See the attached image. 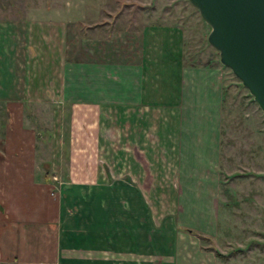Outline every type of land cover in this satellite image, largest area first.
<instances>
[{
    "label": "crops",
    "instance_id": "crops-1",
    "mask_svg": "<svg viewBox=\"0 0 264 264\" xmlns=\"http://www.w3.org/2000/svg\"><path fill=\"white\" fill-rule=\"evenodd\" d=\"M149 27L125 31L123 58L103 60L70 59L57 28L59 46H45L37 70L27 61L20 68L16 41L1 27L0 264H217L211 238L224 65L186 63L178 26ZM107 41L95 40L93 50ZM52 96L92 120V128L80 124L78 152L93 150L90 133L97 149L94 118L122 119V159L109 162V175L79 154L54 189L57 176L34 158L39 132L23 121L30 104L50 111Z\"/></svg>",
    "mask_w": 264,
    "mask_h": 264
},
{
    "label": "rangeland",
    "instance_id": "rangeland-1",
    "mask_svg": "<svg viewBox=\"0 0 264 264\" xmlns=\"http://www.w3.org/2000/svg\"><path fill=\"white\" fill-rule=\"evenodd\" d=\"M172 24L178 26L175 29L184 40L182 56L186 63L206 59L217 62V51L206 41L209 26L188 0H0V34L1 27L7 28L9 40L16 41L19 58L16 63L21 69L25 61L29 70L42 69L47 56L45 46H59L57 28H63L70 59L99 54L103 60L112 58L114 53L123 58L122 47L118 46L123 44L125 31L152 25L156 28L151 29L158 31L161 26ZM95 40L107 41L109 47H102L96 53ZM25 51L30 54L22 60ZM222 69L212 246L221 253L215 256L217 264H264V116L231 70L226 66ZM20 75L21 72V78ZM68 75L71 76V71ZM51 100L50 111L49 105L30 104L28 114L32 117L23 121L33 125L34 133L39 132L31 141L36 148L34 158L41 161L42 170L50 177L57 176L55 181L54 177L51 179L54 189L64 185L65 174L73 170L79 154L96 158L103 174L109 175V162L122 159V149L117 148L122 145V119L113 124L107 118H100L99 122L94 118L93 125L99 132L97 149L90 133L85 143L88 141L93 150L78 152L80 124L90 127L92 120L80 117L75 105L70 108L64 104L62 108L61 98L55 100L52 96ZM61 109L65 110L62 118ZM1 112L0 104V137L4 119ZM69 160H72L71 168L67 165Z\"/></svg>",
    "mask_w": 264,
    "mask_h": 264
},
{
    "label": "water",
    "instance_id": "water-1",
    "mask_svg": "<svg viewBox=\"0 0 264 264\" xmlns=\"http://www.w3.org/2000/svg\"><path fill=\"white\" fill-rule=\"evenodd\" d=\"M209 26L206 41L264 116V0H188Z\"/></svg>",
    "mask_w": 264,
    "mask_h": 264
},
{
    "label": "trees",
    "instance_id": "trees-1",
    "mask_svg": "<svg viewBox=\"0 0 264 264\" xmlns=\"http://www.w3.org/2000/svg\"><path fill=\"white\" fill-rule=\"evenodd\" d=\"M214 252H215L216 255H219V254L221 255V253L218 252L216 249H214Z\"/></svg>",
    "mask_w": 264,
    "mask_h": 264
}]
</instances>
